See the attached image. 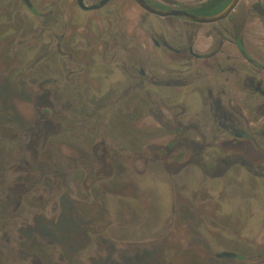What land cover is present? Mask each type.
Listing matches in <instances>:
<instances>
[{"label": "flooded vegetation", "instance_id": "obj_1", "mask_svg": "<svg viewBox=\"0 0 264 264\" xmlns=\"http://www.w3.org/2000/svg\"><path fill=\"white\" fill-rule=\"evenodd\" d=\"M143 1L160 13L0 0V264H115L106 247L131 245L125 264H264V0L205 22L233 0ZM158 184L161 227L123 240L115 204ZM228 189L252 193L255 260L188 243L211 234V203H238ZM155 236L171 245L142 249Z\"/></svg>", "mask_w": 264, "mask_h": 264}, {"label": "rangeland", "instance_id": "obj_2", "mask_svg": "<svg viewBox=\"0 0 264 264\" xmlns=\"http://www.w3.org/2000/svg\"><path fill=\"white\" fill-rule=\"evenodd\" d=\"M168 189L164 188L163 185H157L156 191H153V195L151 196L150 200L146 202L145 204H140L133 201H123L119 204H115V211L116 213H120L122 215V219L128 220L127 230L122 233L121 238L125 241H128L130 243H137L143 236L138 235L133 230H151L154 227V230H158L163 220H158L161 215L165 214L167 212V204H168ZM186 195V194H185ZM228 197L231 196H238L237 202L235 203V200L228 201L227 203H223L221 205H218L216 203H211L210 206H208V209L206 211L209 213L211 212L210 217V229L211 234H207V236L198 235L196 237L190 236L189 237V245H194L198 247V250L200 251V254L203 253L204 249L202 246L207 242V240L211 241V243L214 246L213 252L217 250H235L240 251L239 253L243 255L244 260L252 261L256 259V254H254L255 248H254V242H253V235L251 230L253 229L254 221H253V205L254 202H252L251 199H246V196H251L252 193H247V191L240 189H228L227 192ZM217 200V196H214ZM241 204V205H240ZM240 206H242V209L240 210ZM238 212V216H237ZM264 226V220L260 221V227L263 228ZM131 227L133 228V232L130 231ZM191 231L193 229L192 226H190ZM209 227V226H208ZM207 227V228H208ZM161 231H163L161 229ZM160 231V232H161ZM162 237V236H161ZM161 237L155 236L153 242L147 239H143V243H149L151 245H145L142 247V249L151 250L152 252L155 251L159 244L165 246H169L171 244V238L169 236L165 237L164 240L159 241ZM169 239V241H167ZM77 240V238H76ZM72 241V243H77V241ZM166 240V241H165ZM104 245L109 244L110 246L112 244L108 243V241H103ZM243 245V247H239ZM112 248L106 247L105 253H103L104 257L112 256L114 254L115 264H125V260H127L129 257H132L133 255L137 254V249L139 247L137 245H131V246H118L115 248L114 251L111 250ZM221 251V250H220ZM195 253H197L195 251ZM151 254V252H150ZM154 254V253H153ZM204 255V254H202ZM213 255V254H212ZM197 256H199L197 254ZM103 258L99 261H104ZM176 258V263L182 264L184 259H186L185 256L180 255ZM158 260V259H157ZM205 261H207L209 264H241L239 261L240 259H233L231 261H222V260H216L211 256L207 254L204 258ZM105 263V261H104ZM151 264H166L163 262V257H160V259L157 262H151ZM244 264H252V263H244ZM263 264V263H261Z\"/></svg>", "mask_w": 264, "mask_h": 264}, {"label": "water", "instance_id": "obj_3", "mask_svg": "<svg viewBox=\"0 0 264 264\" xmlns=\"http://www.w3.org/2000/svg\"><path fill=\"white\" fill-rule=\"evenodd\" d=\"M137 1L139 2V4L141 6H144L145 8L149 9V7L144 3L143 0H137ZM238 1L239 0H233L232 3L229 5V7L223 13H221L220 15H218V16H216L214 18H211V19H199V18H197V20L204 21V22L205 21H212V20L213 21L214 20H220V19L226 17V15L234 8V6L237 4ZM149 10L152 11V12H155V13H160L159 11L154 10V9H149ZM230 256H232V254H230V253H222V254L218 255L219 258L230 257Z\"/></svg>", "mask_w": 264, "mask_h": 264}]
</instances>
